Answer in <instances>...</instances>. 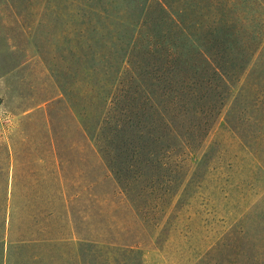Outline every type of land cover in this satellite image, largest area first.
I'll return each instance as SVG.
<instances>
[{
  "label": "trees",
  "instance_id": "16d2710c",
  "mask_svg": "<svg viewBox=\"0 0 264 264\" xmlns=\"http://www.w3.org/2000/svg\"><path fill=\"white\" fill-rule=\"evenodd\" d=\"M77 1V15L88 28L85 43L91 99L87 136L93 166L100 164L109 170L146 226L166 223L163 229L167 228L168 235L182 239L196 221L211 225L212 219L209 223L200 208L187 212L181 206L171 216V202L180 193L173 189L185 177L193 181L203 160V156H193L222 113L248 159L239 164L234 156L214 167L219 170L212 178L217 192L227 200L237 190L251 188L248 173L264 168V0ZM2 2L22 23L34 21L32 1ZM61 14L57 11L54 20L61 21ZM25 31L31 34L30 27ZM38 53L42 56L46 50ZM125 61L130 65L126 78L122 76ZM62 93L66 98L64 89ZM58 100L64 99L48 101L46 108L38 107L27 120L40 112L50 123L49 109ZM24 130L23 137L33 147L25 161L24 175L30 179L36 174L31 168L45 158L38 157L42 155L37 148L40 137L31 136L28 125ZM93 196L79 260L71 255L63 261L66 256L59 254L58 263L57 254L51 255L48 249L43 254L27 249L18 253L21 264H145L139 241L117 237L118 231L101 218ZM187 203L191 208L192 202ZM36 209L29 214L32 225L26 226L20 217L13 226L20 238L12 239L11 248L41 243L44 249L59 239L35 235L48 225V221L39 224L38 219L46 208L37 205ZM234 209H229L227 221H218L226 228L221 246L230 248L232 264H264V201ZM28 233L33 236L27 237Z\"/></svg>",
  "mask_w": 264,
  "mask_h": 264
},
{
  "label": "rangeland",
  "instance_id": "374dc122",
  "mask_svg": "<svg viewBox=\"0 0 264 264\" xmlns=\"http://www.w3.org/2000/svg\"><path fill=\"white\" fill-rule=\"evenodd\" d=\"M30 1L34 21L26 19L22 23L10 15L9 8L0 0V264H21L18 253L27 249L40 254L48 249L51 255L57 254L58 263H61L59 254L66 256L63 261H68L71 255L75 261L79 260V249L87 235L91 192L95 193L93 197L101 208V218L118 231L117 237L139 241L145 264H232L228 257L230 248L221 246L222 230L226 228L218 221H227L233 206L234 211H239L247 205L263 203L264 168L248 173L251 188L246 187L241 193L237 190L227 200L217 192L219 187L212 178L219 170L214 167H218L221 160H232L234 156L239 164L248 159L247 154L241 152L235 134L227 127L225 115L222 113L211 126L193 156L199 159L203 156L193 181L185 177L175 184L173 191L178 189L180 193L169 208L173 217L180 212L181 206L187 212L200 208L201 215L210 218L209 223L212 219V226H202L196 221L185 238L178 239L177 235L172 239L173 233L168 235L167 228L163 229L168 227L166 223L144 225L109 170L100 164L93 166L87 136L91 99L85 43L88 28L77 15L79 2ZM57 11L62 13L61 21L54 20ZM29 27L32 35L28 36L25 30ZM43 48L46 54L39 56L38 51ZM124 65L122 76L126 78L130 65L128 61ZM50 97L52 100L48 101L64 99L50 107L48 118L51 122L48 123L40 112L28 121L27 116L38 107H47L48 101L42 100ZM29 123H33L34 128ZM27 125L28 131L31 126V136L40 137L37 148L42 155L38 157L45 158L38 161L40 165L31 168L36 174L30 179L24 175L27 151H33L23 137ZM220 151L223 156L219 157ZM36 156L32 154L33 160ZM59 159L64 164L61 165ZM194 190L197 192L191 198L189 195ZM29 200H32L31 205ZM187 202H192L191 208ZM37 205L46 208L38 215L39 224L48 221V225L44 227L46 230H37L35 235L59 239L49 242L51 246L44 249L41 243L29 248H11L12 239L20 238L13 226H17L20 217L24 218L26 226L32 225L29 214L38 211ZM48 212H51L49 216Z\"/></svg>",
  "mask_w": 264,
  "mask_h": 264
}]
</instances>
